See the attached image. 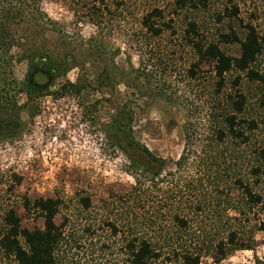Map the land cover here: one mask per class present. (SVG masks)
<instances>
[{
    "label": "rangeland",
    "instance_id": "1",
    "mask_svg": "<svg viewBox=\"0 0 264 264\" xmlns=\"http://www.w3.org/2000/svg\"><path fill=\"white\" fill-rule=\"evenodd\" d=\"M186 2L180 8L176 0H39L52 22L41 44L53 59L67 58L75 67L62 69L36 95L32 111L22 107L26 97L20 94L17 123L0 122V206L13 208L22 228H43L42 218L24 209L25 198L60 199L55 222L66 226V234L87 240V261L117 264L123 235L112 237L107 224L114 221L122 229L126 208L134 206L125 204V196L137 172L111 143L127 140L115 129L126 110L132 138L163 160L150 192L157 219L167 222L169 213L185 206L191 226L182 242L191 252L201 251V264H264V232L258 230L264 220V82L235 71L220 81L213 62L189 44L193 38L238 57L233 37L242 41L250 28L264 33V0ZM154 10L161 12L150 19L161 30L157 36L143 25ZM190 22L196 35L188 32ZM249 70L264 79V50ZM14 71L22 83L26 64H16ZM78 82L81 90L68 87ZM238 95L244 98L241 113L233 106ZM227 116H236L240 137L229 132ZM186 139L188 158L179 169ZM236 179L262 204L249 203L233 186ZM219 192L233 201L226 214ZM198 200L207 207L192 215L188 208ZM218 244L227 252L224 258Z\"/></svg>",
    "mask_w": 264,
    "mask_h": 264
},
{
    "label": "trees",
    "instance_id": "2",
    "mask_svg": "<svg viewBox=\"0 0 264 264\" xmlns=\"http://www.w3.org/2000/svg\"><path fill=\"white\" fill-rule=\"evenodd\" d=\"M176 2L180 8L185 7L187 3L186 0ZM153 17L160 18L161 12L154 10L145 18L143 25L149 33L157 36L161 30L150 22ZM51 23L41 10L39 0H0V122L3 121L6 125L17 123L15 118L19 113V106L16 99L20 94L26 97L22 107L32 111L36 95L48 90L62 69L65 73L75 67V64L71 66L66 62L67 58L63 61L53 59L49 49L41 44L46 27ZM195 28L194 23L188 24V32L193 35H196ZM233 38L240 45V54L236 58L227 56L214 44L202 46L193 38L189 40V44L200 58L213 62L214 72L220 81L224 80L225 74L235 71L246 72L248 78L264 82L261 76L249 70L264 50V33L259 34L250 28L242 41ZM22 62L26 64L27 71L21 83L15 77L14 68ZM68 87L79 91L84 86L78 82L69 84ZM238 98L239 101L233 103V106L236 113H241L244 98L242 95H238ZM235 119L236 116H227L225 122L229 125V132L237 138L240 134L235 129ZM131 121V113L122 110L118 115V127L115 126V129L124 133L127 140H119L118 144L111 142L124 153L131 167L137 171L133 174L135 185L125 196V204L134 206L126 208L125 216L122 217V229L120 230L114 221L107 224L112 237H117L120 233L123 235L122 253L117 264H201V251L191 252V246L182 242L191 226L185 206L172 210L167 222L157 219L158 208L150 192L151 188L156 186L157 178L163 169V160L154 157L132 138ZM114 123H117L115 119ZM188 140L186 139L184 151L176 163L179 169L186 165ZM140 158H145L147 163L140 164ZM234 182L233 186L242 190L249 203L262 204V198L253 194L241 180L236 179ZM219 193L216 199L223 203V214H226L232 209L233 201L228 194ZM82 202L85 208H89L88 199H83ZM205 205L198 200L192 202L188 209L192 215L197 216L206 209ZM23 206L26 211H33L42 218L43 228H22L21 219L15 210L10 206H0V264H90L85 258L87 240H79L74 234H66V226H59L55 222L62 208L60 199L25 198ZM262 213L264 214V204ZM258 230L264 232V220L259 222ZM235 236L233 232L229 233L230 243L234 242ZM221 245L218 244L217 249L220 257L224 258L227 252ZM237 249L250 248L240 245ZM232 250L234 249L230 251Z\"/></svg>",
    "mask_w": 264,
    "mask_h": 264
}]
</instances>
